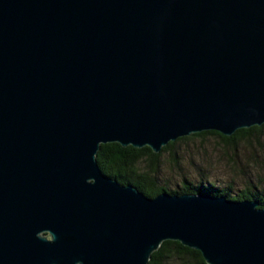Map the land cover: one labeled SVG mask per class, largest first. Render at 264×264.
I'll return each mask as SVG.
<instances>
[{
	"label": "water",
	"instance_id": "obj_1",
	"mask_svg": "<svg viewBox=\"0 0 264 264\" xmlns=\"http://www.w3.org/2000/svg\"><path fill=\"white\" fill-rule=\"evenodd\" d=\"M263 122L264 0H0V264H147L164 240L264 264L256 200L147 196L94 157Z\"/></svg>",
	"mask_w": 264,
	"mask_h": 264
},
{
	"label": "trees",
	"instance_id": "obj_2",
	"mask_svg": "<svg viewBox=\"0 0 264 264\" xmlns=\"http://www.w3.org/2000/svg\"><path fill=\"white\" fill-rule=\"evenodd\" d=\"M263 127L264 122L259 126L239 128L229 136H224L214 130L200 131L169 141L156 153L152 152L147 146L135 148L130 145L120 146L116 142L101 143L94 157L103 174L116 179L120 184H131L147 196H154L162 191L171 194L206 192L212 195H224L231 200H256L258 206L263 207L264 190L255 185L245 184L240 189L232 192L230 185L218 188L210 182L192 184L183 180L177 190H167L165 187L158 186L156 182L159 156L161 152L169 150L176 141L208 134L216 136L221 145L230 148L235 146L237 139L246 137L253 132H260ZM174 262L178 264H205L199 251L172 240L162 241L158 248L151 252L147 264H173Z\"/></svg>",
	"mask_w": 264,
	"mask_h": 264
},
{
	"label": "rangeland",
	"instance_id": "obj_3",
	"mask_svg": "<svg viewBox=\"0 0 264 264\" xmlns=\"http://www.w3.org/2000/svg\"><path fill=\"white\" fill-rule=\"evenodd\" d=\"M158 163L156 182L167 190H177L183 180L210 182L218 188L230 185L232 192L245 184L264 190V127L237 139L230 148L208 134L176 141L161 152Z\"/></svg>",
	"mask_w": 264,
	"mask_h": 264
},
{
	"label": "clouds",
	"instance_id": "obj_4",
	"mask_svg": "<svg viewBox=\"0 0 264 264\" xmlns=\"http://www.w3.org/2000/svg\"><path fill=\"white\" fill-rule=\"evenodd\" d=\"M46 238H47V242H49V243H54L56 240V237L54 234H49V235H47Z\"/></svg>",
	"mask_w": 264,
	"mask_h": 264
}]
</instances>
